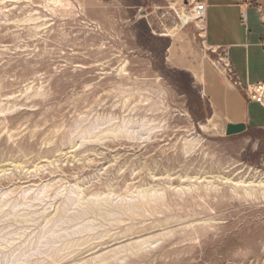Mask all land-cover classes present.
I'll return each instance as SVG.
<instances>
[{"label":"rangeland","instance_id":"rangeland-1","mask_svg":"<svg viewBox=\"0 0 264 264\" xmlns=\"http://www.w3.org/2000/svg\"><path fill=\"white\" fill-rule=\"evenodd\" d=\"M181 1L0 0V264H264V129Z\"/></svg>","mask_w":264,"mask_h":264},{"label":"crops","instance_id":"crops-1","mask_svg":"<svg viewBox=\"0 0 264 264\" xmlns=\"http://www.w3.org/2000/svg\"><path fill=\"white\" fill-rule=\"evenodd\" d=\"M206 22L203 40L207 51L194 69V78L213 114L228 124H246L264 129V119L255 122L250 108L261 104L249 101L243 92L215 67L218 53L227 51L229 65L243 86L264 82V0H205ZM243 15L246 21L242 20ZM203 30V29H202ZM198 71V79L195 72Z\"/></svg>","mask_w":264,"mask_h":264},{"label":"built area","instance_id":"built-area-1","mask_svg":"<svg viewBox=\"0 0 264 264\" xmlns=\"http://www.w3.org/2000/svg\"><path fill=\"white\" fill-rule=\"evenodd\" d=\"M182 7L188 8L191 5L190 12L186 10V13H190L194 15L195 19L191 20L188 24H195L198 27V22L202 25V31L204 32V25L206 22V4L205 0H182ZM261 10H264V7H260ZM180 18V17H179ZM242 20L246 21V16L243 15ZM199 28V27H198ZM205 40H202V44L204 47V53L206 54L209 49H207L205 45ZM262 47L264 48V40L262 42ZM211 52H214L218 55L217 60L215 61V67L221 71L222 75H224L229 81L237 88H239L245 97L251 101L258 104H261L264 107V82L258 84H252L248 86H243L240 79L234 73L229 65V56L227 51H223L222 53H218V50L210 49Z\"/></svg>","mask_w":264,"mask_h":264},{"label":"water","instance_id":"water-1","mask_svg":"<svg viewBox=\"0 0 264 264\" xmlns=\"http://www.w3.org/2000/svg\"><path fill=\"white\" fill-rule=\"evenodd\" d=\"M248 130L247 125L242 124H228L226 127V135L233 136L246 132Z\"/></svg>","mask_w":264,"mask_h":264},{"label":"bare ground","instance_id":"bare-ground-1","mask_svg":"<svg viewBox=\"0 0 264 264\" xmlns=\"http://www.w3.org/2000/svg\"><path fill=\"white\" fill-rule=\"evenodd\" d=\"M183 18H184L185 22H188V21H191V20H194V19H195L194 15H193V18H192V17H189V18H188V17L186 16V14L183 15ZM182 20H183V19H182ZM185 22H184V23H185ZM185 24H186V23H185ZM198 24H200V23L198 22ZM116 138H117V136H116ZM123 138H126V137H123ZM119 139H121V138H119ZM72 199H73V198H72ZM107 200H108V199H107ZM72 201H73V200H72ZM107 202H108V201H107ZM90 203H91V202H90ZM105 203H106V202H105ZM98 205H99V204H98ZM87 207H88V206H87ZM102 207H103V206H102ZM85 213H86V212H85ZM86 215H87V214H86ZM43 237H44V236H43ZM43 237H42V238H43ZM119 241H120V240H119ZM106 246H107V245H106ZM94 249H96V247H95ZM92 250H93V249H92ZM92 250H91V251H92ZM95 251H96V250H95ZM63 259H64V258H63ZM63 259H62V260H63ZM58 260H59V259H58ZM55 262H56V261H55ZM59 262H60V261H59Z\"/></svg>","mask_w":264,"mask_h":264}]
</instances>
